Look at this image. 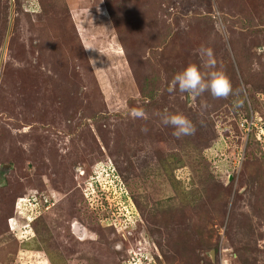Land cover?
<instances>
[{
	"label": "rangeland",
	"instance_id": "1",
	"mask_svg": "<svg viewBox=\"0 0 264 264\" xmlns=\"http://www.w3.org/2000/svg\"><path fill=\"white\" fill-rule=\"evenodd\" d=\"M202 45L233 94H169ZM218 256L264 264V0H0V264Z\"/></svg>",
	"mask_w": 264,
	"mask_h": 264
},
{
	"label": "clouds",
	"instance_id": "2",
	"mask_svg": "<svg viewBox=\"0 0 264 264\" xmlns=\"http://www.w3.org/2000/svg\"><path fill=\"white\" fill-rule=\"evenodd\" d=\"M201 64L189 63L181 71L173 75L167 85L169 94L176 92L186 93L189 99H195L205 92H209L215 98H227L233 94V86L230 78L218 67L214 51L210 46L202 45L198 50ZM130 115L133 118H146L142 108L132 109ZM164 125L173 127V135L177 138L195 133L193 122L182 113H169L167 109L159 114Z\"/></svg>",
	"mask_w": 264,
	"mask_h": 264
},
{
	"label": "built area",
	"instance_id": "3",
	"mask_svg": "<svg viewBox=\"0 0 264 264\" xmlns=\"http://www.w3.org/2000/svg\"><path fill=\"white\" fill-rule=\"evenodd\" d=\"M45 202H46V200H45ZM48 206V205H47ZM46 207V206H45ZM128 264H131V263H129V261H128ZM133 264H143V261H142V259H140L139 260V263H134L133 262ZM144 264H147L146 262L144 263ZM213 264H229L228 262L226 263L224 260H223V258L221 257V256H218V261H217V263H213Z\"/></svg>",
	"mask_w": 264,
	"mask_h": 264
},
{
	"label": "water",
	"instance_id": "4",
	"mask_svg": "<svg viewBox=\"0 0 264 264\" xmlns=\"http://www.w3.org/2000/svg\"><path fill=\"white\" fill-rule=\"evenodd\" d=\"M213 251H214V250H213V249H211V252H210V253L212 254V253H213ZM211 260L213 261V257H211Z\"/></svg>",
	"mask_w": 264,
	"mask_h": 264
},
{
	"label": "trees",
	"instance_id": "5",
	"mask_svg": "<svg viewBox=\"0 0 264 264\" xmlns=\"http://www.w3.org/2000/svg\"><path fill=\"white\" fill-rule=\"evenodd\" d=\"M16 222V220H14V223ZM210 264H213L212 262Z\"/></svg>",
	"mask_w": 264,
	"mask_h": 264
}]
</instances>
